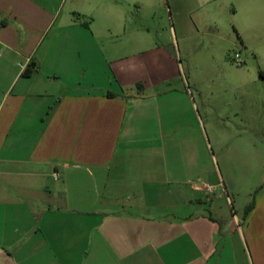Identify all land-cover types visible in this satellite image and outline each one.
I'll return each mask as SVG.
<instances>
[{
  "label": "crops",
  "instance_id": "obj_1",
  "mask_svg": "<svg viewBox=\"0 0 264 264\" xmlns=\"http://www.w3.org/2000/svg\"><path fill=\"white\" fill-rule=\"evenodd\" d=\"M69 1L0 0V264H264V189L232 217L236 253L211 188L173 171L144 96L164 80L110 47L140 0ZM194 1V29H233L264 81V0Z\"/></svg>",
  "mask_w": 264,
  "mask_h": 264
},
{
  "label": "rangeland",
  "instance_id": "obj_2",
  "mask_svg": "<svg viewBox=\"0 0 264 264\" xmlns=\"http://www.w3.org/2000/svg\"><path fill=\"white\" fill-rule=\"evenodd\" d=\"M195 8L194 0L124 4L128 33L114 37L110 47L124 48L130 63L139 60L144 79L164 80L144 96L160 99L163 121L172 124L173 171L190 185L201 183L198 175L211 188L206 207L218 219L215 228L239 253L232 217L243 221L264 189V81L233 29H194L189 11ZM104 23L97 21L95 29H105Z\"/></svg>",
  "mask_w": 264,
  "mask_h": 264
},
{
  "label": "trees",
  "instance_id": "obj_3",
  "mask_svg": "<svg viewBox=\"0 0 264 264\" xmlns=\"http://www.w3.org/2000/svg\"><path fill=\"white\" fill-rule=\"evenodd\" d=\"M36 69V65H35V63H33L28 69H27V71L25 72V75L26 76H31L32 74H33V72H34V70ZM254 205H255V203L253 204H251L249 207H248V209H247V213H249L253 208H254Z\"/></svg>",
  "mask_w": 264,
  "mask_h": 264
},
{
  "label": "built area",
  "instance_id": "obj_4",
  "mask_svg": "<svg viewBox=\"0 0 264 264\" xmlns=\"http://www.w3.org/2000/svg\"><path fill=\"white\" fill-rule=\"evenodd\" d=\"M235 61H236L237 64H239V65H241V64L244 63V62H241V61H240V55H239V54H236V55H235Z\"/></svg>",
  "mask_w": 264,
  "mask_h": 264
}]
</instances>
